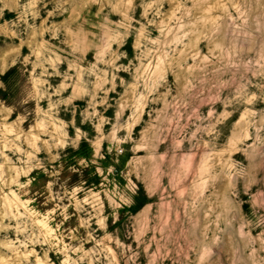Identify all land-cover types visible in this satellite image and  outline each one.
Listing matches in <instances>:
<instances>
[{"label": "rangeland", "instance_id": "obj_1", "mask_svg": "<svg viewBox=\"0 0 264 264\" xmlns=\"http://www.w3.org/2000/svg\"><path fill=\"white\" fill-rule=\"evenodd\" d=\"M0 264H264V0H0Z\"/></svg>", "mask_w": 264, "mask_h": 264}, {"label": "crops", "instance_id": "obj_2", "mask_svg": "<svg viewBox=\"0 0 264 264\" xmlns=\"http://www.w3.org/2000/svg\"><path fill=\"white\" fill-rule=\"evenodd\" d=\"M11 67L10 61L6 58L3 62H0V74L7 71Z\"/></svg>", "mask_w": 264, "mask_h": 264}, {"label": "trees", "instance_id": "obj_3", "mask_svg": "<svg viewBox=\"0 0 264 264\" xmlns=\"http://www.w3.org/2000/svg\"><path fill=\"white\" fill-rule=\"evenodd\" d=\"M10 73V71H8L6 74H4L3 76H0V81L5 84L6 83V78L8 76V74Z\"/></svg>", "mask_w": 264, "mask_h": 264}]
</instances>
